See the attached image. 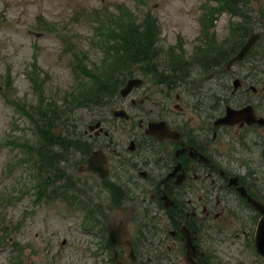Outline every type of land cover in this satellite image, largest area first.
<instances>
[{
	"label": "flooded vegetation",
	"instance_id": "af4514ba",
	"mask_svg": "<svg viewBox=\"0 0 264 264\" xmlns=\"http://www.w3.org/2000/svg\"><path fill=\"white\" fill-rule=\"evenodd\" d=\"M231 54L198 58L191 75L201 87L176 92L173 101L171 91L188 75L170 77L156 95L152 78L142 76L144 85L121 98L137 129L133 142L107 151L114 175L106 201L127 210L128 244L119 255L131 264H225L215 241L253 245L264 215V41L228 66ZM228 109L234 117L226 120ZM150 121L167 130L148 132Z\"/></svg>",
	"mask_w": 264,
	"mask_h": 264
},
{
	"label": "rangeland",
	"instance_id": "374dc122",
	"mask_svg": "<svg viewBox=\"0 0 264 264\" xmlns=\"http://www.w3.org/2000/svg\"><path fill=\"white\" fill-rule=\"evenodd\" d=\"M203 3V0H0V238L6 236L7 241L13 244H23L25 264H106L104 251L94 253L96 234L81 227L83 210L70 211L63 200L57 199L36 206L31 189L19 199L20 189H27L32 177L29 173L31 162L26 152L34 156L33 147L38 140L26 112H32L37 107L42 109L47 98L61 102L68 89L79 81L78 77L84 76L82 69L77 67L74 70L72 67V55L78 58L89 53L91 61L101 62L100 68L109 64L107 58H111L113 52L104 59L106 54L100 44L105 39H92L93 31L102 15H117L118 5H127L142 16L151 11L156 17L162 30L158 39L161 49L153 53L158 62L164 61L168 55L171 57L172 44L180 46L184 43L187 60L202 44ZM249 4L248 11L254 26L264 12V0H249ZM218 17L213 33L223 43L225 37L232 33L229 27L231 19L240 17L232 16L228 11H223ZM47 23L52 26L44 27ZM240 33L239 28L234 41ZM231 44H226V47ZM92 68L97 69L95 65ZM188 71L186 75L189 78L171 91L172 101L176 99V92L192 93L194 88L201 87L200 77L191 75L197 73V66L189 65ZM233 71H237L236 68ZM164 72L168 73L169 69ZM151 78L153 89L150 95L166 89V82L158 83L156 77L154 80V76L149 74ZM123 102L120 100V103L117 101L114 105L94 107L92 110L77 109L66 119L64 126L79 138L90 140L94 148L111 145L112 150L118 145L119 149H123L120 146L133 138L130 132L137 128L136 123L113 117L112 109ZM151 110L149 116L156 115L155 110ZM98 119L102 120L104 130L95 134L88 127ZM106 131H109L108 135ZM71 152L68 157L75 156L76 151L72 149ZM78 158L80 156L73 158L75 172H78ZM62 165L67 166V162ZM78 173L83 196L87 198L88 194H92L97 203H103L105 199L106 205L111 208L108 221L127 213L126 209L118 210L106 201L109 194L103 190V184L95 174L86 171ZM24 183L27 185L24 186ZM100 195L102 200L97 199ZM242 239L239 238L233 246L225 239L215 241V254L225 264H236L238 260L241 264L250 261L260 264L261 255L250 248L254 242L252 246H246ZM10 247L8 243L0 244V264H7L14 254L9 255Z\"/></svg>",
	"mask_w": 264,
	"mask_h": 264
},
{
	"label": "trees",
	"instance_id": "16d2710c",
	"mask_svg": "<svg viewBox=\"0 0 264 264\" xmlns=\"http://www.w3.org/2000/svg\"><path fill=\"white\" fill-rule=\"evenodd\" d=\"M229 1L230 0H227V2H229ZM96 88H97V84H95V87H91V89H88V90L83 89L82 92L79 91V94H71V96H74L72 101L73 102H79V104H80L82 102L90 100L91 97L93 96V94H95L96 90L98 93L105 92L108 94H113V91L116 90L115 86H109L104 90H101L100 88H98V89H96ZM97 98H98V96H95V99H97ZM65 105H67L66 102H64V104H62V105H60V104L55 105L54 109L53 108L50 109L52 111L48 114V117H50V116L51 117L52 116L58 117L59 114L66 113ZM42 127L43 128L46 127L45 129L41 130L42 131V137L45 138L46 143L57 141V140L62 141L65 139L60 134L55 133L54 129L56 126H55V123H53V119H52V123L47 122V124H46V119H43ZM54 134H56V136ZM50 151H51V149H49V148L47 149L44 147V148H42V150L37 149L36 155L34 154L35 155V159H34L35 166L38 167V172H39V175L41 177V179L38 180V183H37L38 185L43 184V183H41V181H43L42 179L45 176V173L49 174L55 168V163L58 161L57 159H55L56 156L51 157L52 154ZM56 171H57V175L61 174L60 170L57 169ZM44 185L46 186V184H44Z\"/></svg>",
	"mask_w": 264,
	"mask_h": 264
},
{
	"label": "water",
	"instance_id": "95a60500",
	"mask_svg": "<svg viewBox=\"0 0 264 264\" xmlns=\"http://www.w3.org/2000/svg\"><path fill=\"white\" fill-rule=\"evenodd\" d=\"M255 41L254 35H252L250 37V40L248 41V43L242 48V51L237 55V57L235 58V60L244 57V55L248 52L250 46L253 44V42ZM134 80H130L127 85L125 86V88H123L122 92L125 93L127 91H129L131 89V87L135 84ZM117 114H123V112L121 111H116ZM95 168V167H94ZM257 234H256V238H255V242H256V249L264 254V218L261 220L258 229H257Z\"/></svg>",
	"mask_w": 264,
	"mask_h": 264
}]
</instances>
